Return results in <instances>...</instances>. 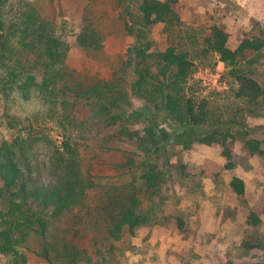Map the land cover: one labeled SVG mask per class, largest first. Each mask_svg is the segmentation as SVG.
<instances>
[{
  "label": "trees",
  "instance_id": "trees-1",
  "mask_svg": "<svg viewBox=\"0 0 264 264\" xmlns=\"http://www.w3.org/2000/svg\"><path fill=\"white\" fill-rule=\"evenodd\" d=\"M11 1L0 0V98L9 105L0 120V130L18 135L0 142V257L6 258L3 264H32L28 255L32 252L48 264H115V243L125 232L135 234L159 218L158 208H144L140 195L150 202L160 196L168 163L162 166L155 158L165 148L164 143L171 142L185 151L194 150L197 144L221 147L227 159L222 168L233 170L236 163L228 139L234 142L235 137L222 131L204 104L188 97L185 88L195 68L191 53L172 43L164 51L155 49V26L165 25L169 30L182 25L179 0H118L126 32L135 42L122 75L116 73L111 81L93 85L69 79L66 61L70 46L64 38V26L42 18L30 5L19 3L17 9ZM103 39L94 24L86 22L78 42L91 52L102 50ZM202 39V52L217 55L225 64L236 84L234 96L245 101L255 115L264 107V86L248 68L252 63L249 56L264 52V38L245 34L233 50L228 45V32L212 24L203 31ZM127 77L133 78L130 92ZM33 93L42 95L51 109L59 107L71 123L76 121V104L91 105V117L84 116L82 124L97 120L106 128L120 126L119 137L138 139L145 154L140 162L130 158L119 166L135 173L125 185V193L108 192L101 200L97 210L103 224L92 223L96 233L92 239L94 253L79 247L70 237L51 241V225L76 211L87 210L93 216L89 192L96 188L94 172L103 163L96 159L98 155L83 162L65 138L61 146L64 153L59 151V159H53L55 181H42V164L30 159L34 147L31 125L27 127L13 109L16 99L28 102ZM131 97L145 101L144 108L129 110ZM143 118L148 123L144 136L128 126L129 121ZM168 120L178 129L171 135L160 129L162 121ZM25 131H30L29 135ZM241 135L252 156H264L261 141L250 139L248 132ZM179 172L187 176L190 171L181 165ZM229 186L239 197L246 193V184L239 177H234ZM259 223L258 215L252 212L248 224Z\"/></svg>",
  "mask_w": 264,
  "mask_h": 264
},
{
  "label": "rangeland",
  "instance_id": "rangeland-1",
  "mask_svg": "<svg viewBox=\"0 0 264 264\" xmlns=\"http://www.w3.org/2000/svg\"><path fill=\"white\" fill-rule=\"evenodd\" d=\"M179 1L182 25L169 30L165 25L155 26L152 33L155 49L164 51L172 43L191 53L195 68L186 84V93L206 106L222 131L234 135V142L229 138L228 144L233 149L236 167L222 168L227 159L221 147L197 144L194 150L185 151L171 142L164 143L165 148L155 158L162 166L168 163L160 196L150 202L140 195L144 208H158L159 218L135 234L125 232L121 241L115 243V264H264V156H252L241 135L248 132L249 138L261 141L264 148V107L253 115L247 103L234 96L236 84L225 64L217 55L202 52V33L212 24L228 32V45L233 50L245 34L264 38V0ZM19 3L30 5L42 18L64 26V38L70 46L66 64L72 82L93 85L111 81L116 73L122 75L135 39L126 32L118 0H13L10 5L19 9ZM86 22L94 24L104 38L102 50L90 52L79 45ZM249 61L253 77L264 86V52L250 54ZM127 78L130 92L133 78ZM129 104V110L142 109L145 101L131 97ZM7 106L8 102L0 98V120ZM13 109L27 127L31 125L34 147L30 159H38L42 164L41 179L45 183L56 179L53 159H59V151L64 153L61 146L65 138L83 162L98 155L96 159L103 163L96 167L93 176L96 188L89 192L93 216L87 210L76 211L51 225V241L70 237L79 247L94 253L92 239L96 233L92 223L103 224L101 218L98 220L97 208L108 192L123 194L125 185L134 179L133 171L119 166L130 158L138 162L144 159L140 141L119 137L120 126L106 128L97 120L82 124L84 116L90 118L92 114L91 105L85 103L76 104L73 123L66 120L59 107L51 109L45 98L36 93L31 94L28 102L16 99ZM162 123L160 129L170 135L178 131L169 120ZM128 126L144 136L148 123L143 118L129 121ZM13 135L18 132L0 130V142L12 139ZM218 154L223 159H218ZM181 165L189 169L187 176L180 174ZM234 177L246 184L242 197L229 186ZM252 212L258 215V226L248 224ZM28 255L32 264H48L32 252ZM5 261L6 258L0 257V264Z\"/></svg>",
  "mask_w": 264,
  "mask_h": 264
},
{
  "label": "crops",
  "instance_id": "crops-1",
  "mask_svg": "<svg viewBox=\"0 0 264 264\" xmlns=\"http://www.w3.org/2000/svg\"><path fill=\"white\" fill-rule=\"evenodd\" d=\"M217 152V151H216ZM221 152V151H220ZM219 155V154H218ZM220 157L218 158V159H223V157H221V155H219ZM206 190H207V193L209 192L210 193V189H209V187H206ZM208 193V194H209Z\"/></svg>",
  "mask_w": 264,
  "mask_h": 264
}]
</instances>
